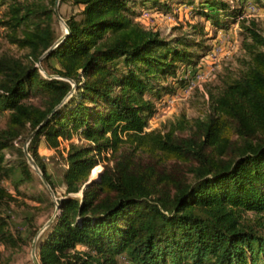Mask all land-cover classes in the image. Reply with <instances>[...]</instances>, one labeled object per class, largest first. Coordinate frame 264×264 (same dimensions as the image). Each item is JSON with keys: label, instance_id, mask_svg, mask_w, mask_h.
<instances>
[{"label": "trees", "instance_id": "trees-1", "mask_svg": "<svg viewBox=\"0 0 264 264\" xmlns=\"http://www.w3.org/2000/svg\"><path fill=\"white\" fill-rule=\"evenodd\" d=\"M55 1L0 0L6 41L29 49L35 62L58 40ZM69 1L80 11L64 18L68 35L42 61L60 79L0 55V246L32 243L40 229L39 206L16 196L34 177L21 144L46 121L27 150L54 193L38 149L69 144L59 213L36 241L40 264H120L121 257L127 264H264V28L239 22L244 70L209 91L203 118L145 132L156 114L147 94L161 100L169 91L156 82L171 77L184 87L178 66L196 67L210 52L204 27L168 39L129 15L137 4L157 10L167 1ZM195 1L191 10L209 22L212 41L243 16L247 0ZM5 151L17 155L16 165L4 164ZM92 171L98 182L85 188ZM45 201L49 219L56 204ZM15 205L32 210L25 239L12 228ZM247 212L254 222L243 218Z\"/></svg>", "mask_w": 264, "mask_h": 264}, {"label": "rangeland", "instance_id": "rangeland-1", "mask_svg": "<svg viewBox=\"0 0 264 264\" xmlns=\"http://www.w3.org/2000/svg\"><path fill=\"white\" fill-rule=\"evenodd\" d=\"M167 1L168 6L165 8L163 6H157V10L152 8H143L140 4L135 5L131 9L130 17L141 24L144 28L157 31L164 38L173 39L177 36H181L190 33L191 27L193 25L199 24L204 27V32L207 36L204 38V47H211L210 52L201 58L196 67L182 68V65L178 66L177 69L179 76L182 78L190 77L194 74L196 70H207L209 67H213V77L202 85L201 88L191 92L186 99H184V87L179 88L178 84H173V79L171 77L161 78L156 83V85L162 88H168V95H166L161 100L155 99L152 94H147V97L152 99L156 105V114L148 120L145 132L160 131L162 133L166 132L171 123H176L180 119H184L189 123H192L197 118H203L209 110V91L215 92V88L220 86L223 81H229L237 77L240 72L244 70V63L246 55L241 48L240 35L237 37L239 30V22L242 18L254 19L262 28H264V2L255 3L253 0H247L255 6L256 12L253 16H248L244 11L243 16H241L228 30L219 32L215 39L211 41L210 25L208 21L192 12V3H197L195 0H160ZM194 1V2H193ZM236 1V0H230ZM245 6V8H246ZM4 7L0 8V17L3 13ZM80 11V7L74 6L71 2L65 1L64 3H59L58 12L61 19H67L72 15H77ZM147 15V16H146ZM65 23V21H64ZM54 29L58 39L64 35L65 28L62 23L58 21L55 16ZM4 32L0 29V55L6 54L11 58L21 59L29 62H34L35 67L37 62L30 57V50L27 48L17 49L15 46L10 45L4 36ZM194 36L193 34L191 35ZM196 42H200L201 38L194 37ZM215 49V57L206 58ZM43 61V60H42ZM42 61L40 67L42 71H38L45 78H56L60 79L56 75H49L42 67ZM215 63V64H214ZM214 64V65H212ZM51 66H56L54 61L49 63ZM201 69H200V68ZM27 101L37 103L36 98L30 97ZM5 118L0 116V128L4 126ZM27 141V140H26ZM26 141L21 144L22 152ZM72 141L76 142L77 138L73 137ZM68 142H63L61 146V151H53L48 149L45 143H42L38 149L39 155L42 157L43 162L46 167V172L50 176L51 181L55 187V193L53 191L54 197L48 189L43 185L40 177L35 173L32 167L28 164L33 172V179L29 182L23 183L19 187V191L22 195L16 196L18 201H24L29 207L39 206V214L35 220V225L40 227L38 233L47 223V221L53 216L55 212V207L51 210V215L48 219V204L45 201L46 197H50L55 205V200L61 198L64 193V188L62 186L61 173L65 168V162L63 158L66 155V150L68 148ZM25 158V156H24ZM26 160V158H25ZM27 161V160H26ZM18 163V158L12 151L4 152V164L5 165H16ZM100 168V173L103 170L102 166H97ZM96 167V168H97ZM95 169V168H94ZM98 176V171L93 174L90 179H96ZM3 185L10 190L13 194L12 185L8 182L3 183ZM43 199L44 201L40 203L37 199ZM56 206V205H55ZM32 210L29 208L18 207L17 205L12 207L11 221L12 228L20 232V235L25 239L27 236L26 222L25 219L31 214ZM243 218L254 222L256 220L254 214L247 212L243 215ZM264 223V218H263ZM37 233V234H38ZM42 234V233H41ZM37 236V235H36ZM35 239V238H34ZM34 241V240H33ZM32 243L23 245L16 249H4L0 246V263L5 264H33L31 258ZM120 264L124 263L120 258Z\"/></svg>", "mask_w": 264, "mask_h": 264}, {"label": "water", "instance_id": "water-1", "mask_svg": "<svg viewBox=\"0 0 264 264\" xmlns=\"http://www.w3.org/2000/svg\"><path fill=\"white\" fill-rule=\"evenodd\" d=\"M59 1H60V0H56V1H55V5H54V13H55V16H56V18L58 19V21L64 25L65 33H64L63 36H61V37H60V38H59V39H58V40L52 45V47H51L49 50H47V51H46V52H45V53H44V54L38 59L36 67L39 69V71H42V69H41V67H40V63H41V61H42L47 55H49L50 52L53 51V50H54V49H55L60 43H62V41L65 39V37H66V36L68 35V33H69V29H68V27L66 26V24L64 23V21L61 19L60 15H59V12H58ZM50 78H51V77H50ZM71 85H72V90H71L70 93L66 96V98L64 99V101H66L68 98H70V96L74 93V90H75L74 83L71 82ZM45 122H46V121H45ZM45 122H44L42 125H40V126L38 127V129L41 128V127L45 124ZM38 129H37V130H38ZM37 130H35V131L29 136V138L27 139L26 144H25L24 147H23V154H24V156H25V158H26L28 164L32 167V169L35 171V173L40 177V179H41L43 185L48 189V191L51 193L52 197H54V194H53V191H52L51 187L49 186V184H48L47 181L45 180V178H44L42 172L40 171V169L38 168V166L36 165L35 161L32 159V157L30 156V154L28 153V150H27L28 145H29L31 139L36 135ZM98 178H99V176H98L96 179H92V178H91L90 181L88 182V184L85 186V188H86L87 186L91 185V184L94 183V182H98ZM55 204H56V206H55V212H54L53 216L47 221V223L43 226V228L40 230V232L37 234V236L35 237V239H34V241H33V244H32V250H31V258H32V262H33V264H40V263H39V260H38V258H37V256H36V252H35L36 241H37L39 235H40V234H41V233H42V232H43L48 226H50V224L53 222V220L55 219V217H56V216L58 215V213H59V207H58V205H57V200H55Z\"/></svg>", "mask_w": 264, "mask_h": 264}, {"label": "built area", "instance_id": "built-area-1", "mask_svg": "<svg viewBox=\"0 0 264 264\" xmlns=\"http://www.w3.org/2000/svg\"><path fill=\"white\" fill-rule=\"evenodd\" d=\"M245 12L248 16H253V14L256 12V8L253 4L251 3H248L246 8H245ZM147 16V15H146ZM215 49L209 54V56H207L206 58H211V57H215ZM215 64V63H214ZM212 64V65H214ZM200 68V67H199ZM201 69V68H200ZM213 67H209V69L207 70H203V71H200V70H196L194 72V74L190 77H185L187 78V82L184 86V92H185V95H184V99H186V97H188V95L201 88L202 85L204 83H206L208 80L212 79L213 77ZM121 260L127 264V262L125 261L124 258L121 257Z\"/></svg>", "mask_w": 264, "mask_h": 264}]
</instances>
